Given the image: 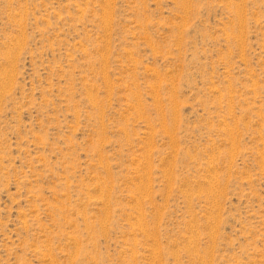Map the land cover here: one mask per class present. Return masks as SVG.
Here are the masks:
<instances>
[{"label":"rangeland","instance_id":"rangeland-1","mask_svg":"<svg viewBox=\"0 0 264 264\" xmlns=\"http://www.w3.org/2000/svg\"><path fill=\"white\" fill-rule=\"evenodd\" d=\"M0 264H264V0H0Z\"/></svg>","mask_w":264,"mask_h":264}]
</instances>
